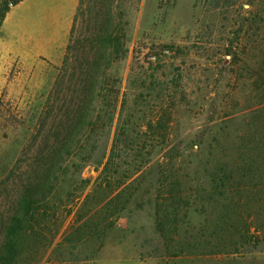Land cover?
I'll return each mask as SVG.
<instances>
[{
	"label": "rangeland",
	"instance_id": "obj_1",
	"mask_svg": "<svg viewBox=\"0 0 264 264\" xmlns=\"http://www.w3.org/2000/svg\"><path fill=\"white\" fill-rule=\"evenodd\" d=\"M224 1H124L111 131L78 142L44 202L37 131L48 102L51 140L62 137L63 61L0 65V226L26 192L34 201L9 264H264V0ZM28 2L22 28L35 19ZM122 123L119 156L101 173ZM133 178L104 228L105 196ZM2 240L0 229V250Z\"/></svg>",
	"mask_w": 264,
	"mask_h": 264
},
{
	"label": "trees",
	"instance_id": "obj_2",
	"mask_svg": "<svg viewBox=\"0 0 264 264\" xmlns=\"http://www.w3.org/2000/svg\"><path fill=\"white\" fill-rule=\"evenodd\" d=\"M20 1L0 0V26L7 12ZM124 1L127 0H79L78 2L63 58V72L57 78L55 87L56 93L60 95V100H58L61 102L60 106L64 108L63 116H60V120L55 124L57 131L60 129L62 132L58 143H53L51 140L52 135H55V129L52 128L53 123L46 125L50 113L48 102L45 103V110L40 115V127L37 131L42 142L40 149L42 179L38 188L40 201L44 202L47 194L54 188L53 180L58 177L63 168L64 157L73 154L78 149V142L81 140L88 142L94 134H97L98 129L101 131L106 129L105 134L111 131L123 80L122 75H112L111 67L116 60L128 52V48L123 50L117 48L127 46L128 41L121 20L125 15L122 6ZM224 3L228 5L230 2L225 0ZM136 53L137 51L134 50L130 71L135 69V60H138ZM124 95L125 93L122 92V96ZM72 98H74L75 109L70 111ZM121 100L123 102V99ZM122 106L123 103L121 108ZM125 134V125L119 124L101 173L107 172L109 164L119 156L118 143L124 141ZM92 152L93 147L89 146L86 157ZM129 178L130 176L127 179ZM133 181L135 178L128 183L117 181L115 188L105 196L103 207L107 215L103 220L104 228L110 224V219L124 207V201L120 200L121 195ZM109 183L108 181V185ZM131 195L132 193L125 199V202L131 198ZM33 203L29 192H26L20 204V213L17 212L8 219L6 225L0 226V229H3L0 264H9L15 260L18 250L12 235L26 230L22 226V220L31 215Z\"/></svg>",
	"mask_w": 264,
	"mask_h": 264
},
{
	"label": "crops",
	"instance_id": "obj_3",
	"mask_svg": "<svg viewBox=\"0 0 264 264\" xmlns=\"http://www.w3.org/2000/svg\"><path fill=\"white\" fill-rule=\"evenodd\" d=\"M25 9L35 16L30 28H22ZM79 0H21L0 26V65L8 60L24 64L35 60L59 64L63 61Z\"/></svg>",
	"mask_w": 264,
	"mask_h": 264
}]
</instances>
